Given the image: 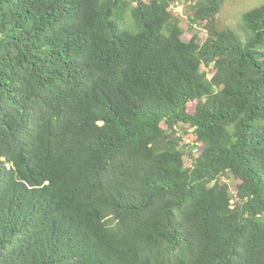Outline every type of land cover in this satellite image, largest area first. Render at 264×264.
<instances>
[{"label":"trees","instance_id":"obj_1","mask_svg":"<svg viewBox=\"0 0 264 264\" xmlns=\"http://www.w3.org/2000/svg\"><path fill=\"white\" fill-rule=\"evenodd\" d=\"M179 1L0 0V264H264V4Z\"/></svg>","mask_w":264,"mask_h":264},{"label":"rangeland","instance_id":"obj_2","mask_svg":"<svg viewBox=\"0 0 264 264\" xmlns=\"http://www.w3.org/2000/svg\"><path fill=\"white\" fill-rule=\"evenodd\" d=\"M193 4L192 1L182 0L172 4L170 10L174 13L175 17L179 20L181 26L183 27L182 38L185 41H189L194 33H198L199 41H204L208 32L202 24L193 23L191 20V9L190 6ZM264 4V0H226L221 11L219 12L217 19L218 25L220 28H231L242 38L246 37V32L243 27V14L257 6ZM213 65L203 64L202 69L207 71L209 76L213 75ZM195 103H192L189 107L190 111H194ZM181 135L184 137L185 143H192L190 136H187L184 130L181 131ZM197 147V145H196ZM202 150L201 146L194 151V154L197 156ZM187 166H192V161L189 157H186ZM223 182L229 184L232 193H235V185L238 183L237 178L232 174H227L221 178Z\"/></svg>","mask_w":264,"mask_h":264}]
</instances>
